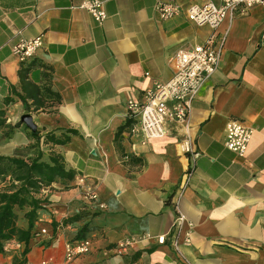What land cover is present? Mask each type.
Masks as SVG:
<instances>
[{
    "label": "crops",
    "instance_id": "obj_1",
    "mask_svg": "<svg viewBox=\"0 0 264 264\" xmlns=\"http://www.w3.org/2000/svg\"><path fill=\"white\" fill-rule=\"evenodd\" d=\"M102 1L106 18L99 24L76 7L80 0H0V110L5 125L19 122L9 137L2 136L7 126L0 128V154H30L31 134L77 131L64 144H41L62 154L74 176L36 194L43 200L27 252L11 240L0 264H264L263 7L238 12L213 30L185 12L161 19L154 0ZM173 1L185 8L204 0ZM212 32L224 46L186 126L169 122L164 135L149 139L128 133L127 101L141 99L154 80L169 79L175 52ZM37 36L42 45L19 61L12 45ZM229 118L253 129L243 156L223 144ZM185 134L189 153L177 145ZM89 186L95 199L86 196ZM176 208L184 215L179 227L173 226ZM18 225L26 227V219ZM145 232L151 237L115 253L118 240ZM85 237L89 251L67 262L64 244Z\"/></svg>",
    "mask_w": 264,
    "mask_h": 264
},
{
    "label": "built area",
    "instance_id": "obj_2",
    "mask_svg": "<svg viewBox=\"0 0 264 264\" xmlns=\"http://www.w3.org/2000/svg\"><path fill=\"white\" fill-rule=\"evenodd\" d=\"M254 5H260L264 9V0H218V2L204 0L192 3L185 8L173 0H154V9L161 19L171 18L185 12L190 21L197 25H207L213 30L225 18H231L238 12H243ZM76 7L85 9L99 24L106 18L102 0H80ZM260 40L264 42V29L261 32ZM41 45V36H37L19 40L12 45L11 50L19 61H25ZM223 46L224 39L218 38L215 32H212L203 43L178 49L172 58L174 67L172 76L164 81L154 80L150 87L142 91L141 99L127 101V117L131 121L128 133L140 132L143 139H149L164 135L169 122H178L186 126L192 100L202 82L217 69ZM252 132L253 129L247 126L244 121L238 118H229L225 124L223 144L236 155L243 156ZM177 145L182 153L192 151V141L188 134L181 137ZM128 157L125 155L123 159L126 160ZM190 173L191 168L188 167L179 181L180 190L188 183ZM78 182L83 183L84 178L79 177ZM42 191H45L44 188ZM85 191L87 198L95 199L97 197L93 187L89 186ZM183 220L184 215L177 210L173 226L179 227ZM39 232L44 233L45 230L40 229ZM149 237L151 234L148 232L142 233L138 237H124L116 242L114 251L116 254H122L138 239ZM155 237L159 244L166 240L165 234ZM189 241L190 236L187 232L184 242L188 243ZM171 243L178 254H181L175 238H172ZM90 245L91 240L88 237L66 242L64 244L65 260L70 262L76 256L88 252ZM36 264H46V261Z\"/></svg>",
    "mask_w": 264,
    "mask_h": 264
},
{
    "label": "trees",
    "instance_id": "obj_3",
    "mask_svg": "<svg viewBox=\"0 0 264 264\" xmlns=\"http://www.w3.org/2000/svg\"><path fill=\"white\" fill-rule=\"evenodd\" d=\"M10 100V97H5L6 102ZM18 123L5 125L3 111L0 110V128H8L2 136L9 137ZM72 134H77V131L66 129L59 135L53 131L46 132L43 136L31 134L32 142L27 147L31 149L30 154H0V182H5L0 190V252L4 251L5 244L11 240L23 242V253L27 252V244L36 233L34 223L43 200L36 194L58 179L73 178L74 171L66 168L62 154L54 151L47 153L41 148V144H64ZM130 160L135 161L136 158L131 157ZM20 217L26 219V227L18 225Z\"/></svg>",
    "mask_w": 264,
    "mask_h": 264
},
{
    "label": "rangeland",
    "instance_id": "obj_4",
    "mask_svg": "<svg viewBox=\"0 0 264 264\" xmlns=\"http://www.w3.org/2000/svg\"><path fill=\"white\" fill-rule=\"evenodd\" d=\"M28 149H29V148H28ZM30 151H31V150H30ZM26 154H27V153H25V152H23V151H20L18 155H19V156H26ZM4 183H5V182H4ZM0 184H2V183L0 182ZM0 188H1V187H0Z\"/></svg>",
    "mask_w": 264,
    "mask_h": 264
}]
</instances>
